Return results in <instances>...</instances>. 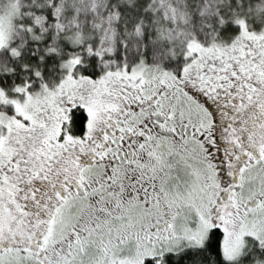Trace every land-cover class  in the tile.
I'll use <instances>...</instances> for the list:
<instances>
[{
  "label": "snow or ice",
  "instance_id": "6c2138e0",
  "mask_svg": "<svg viewBox=\"0 0 264 264\" xmlns=\"http://www.w3.org/2000/svg\"><path fill=\"white\" fill-rule=\"evenodd\" d=\"M0 264H264V0H0Z\"/></svg>",
  "mask_w": 264,
  "mask_h": 264
}]
</instances>
